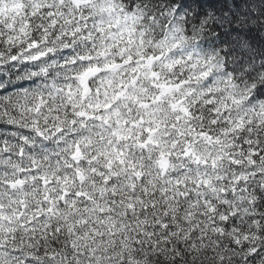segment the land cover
<instances>
[{"label":"clouds","instance_id":"clouds-1","mask_svg":"<svg viewBox=\"0 0 264 264\" xmlns=\"http://www.w3.org/2000/svg\"><path fill=\"white\" fill-rule=\"evenodd\" d=\"M0 264H264V0H0Z\"/></svg>","mask_w":264,"mask_h":264}]
</instances>
